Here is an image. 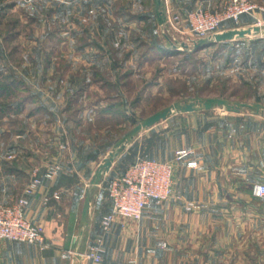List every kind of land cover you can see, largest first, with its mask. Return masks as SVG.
Masks as SVG:
<instances>
[{"label":"crops","instance_id":"1","mask_svg":"<svg viewBox=\"0 0 264 264\" xmlns=\"http://www.w3.org/2000/svg\"><path fill=\"white\" fill-rule=\"evenodd\" d=\"M161 1L165 25L157 19L154 0L152 15L162 33L174 16L183 24L188 10L214 9L224 0ZM140 15L137 20L152 17L150 13ZM255 21L242 16L240 26ZM85 64L81 75L72 72L67 76L75 93L81 90L82 96L86 95L98 84L97 90L103 91L108 101L121 96L127 100L124 87L134 80V69L123 70L118 61ZM59 95H54L48 107L40 105L29 115L60 117L67 125L72 120L70 107L60 103ZM117 108L118 104L112 103L102 111L113 109L117 113ZM91 117L96 118L88 120ZM38 128L21 127L17 133L20 141L0 144V199L6 204L23 196L34 170L42 171L52 159L41 156L42 146L26 143L25 138L36 132L39 139L47 133ZM150 129L144 138L152 144L148 155L174 161L173 192L168 200L150 202L140 220L118 218L103 236L101 260L84 258L81 253L101 235V219L111 208L104 189H94L88 225H82L87 180L106 158L108 147L72 138L70 151L61 159L62 172L54 180L43 179L29 195L26 215L41 226L48 246L0 239V264H264V198L253 196L251 191L255 182H264V112L212 109L175 113L164 120L161 137L159 128ZM86 131L84 128L83 133ZM51 143L58 147L56 141ZM132 144H127L124 152ZM181 150L191 152L178 160ZM117 159L110 170L119 167ZM191 162L196 165L189 166ZM53 192L60 197L54 198ZM45 196H49L47 203ZM190 203L193 206L188 208Z\"/></svg>","mask_w":264,"mask_h":264},{"label":"rangeland","instance_id":"2","mask_svg":"<svg viewBox=\"0 0 264 264\" xmlns=\"http://www.w3.org/2000/svg\"><path fill=\"white\" fill-rule=\"evenodd\" d=\"M253 1L264 7V0ZM153 8L152 0H0V144L20 141L21 127L36 131L41 127L47 130L41 139L36 132V137L25 140L42 146L41 156L52 158L49 161L62 162L72 138L104 143L108 157L136 123L176 100L222 96L264 104V34L230 39L194 53L175 51L161 33ZM148 13L151 20H137ZM255 13L264 25V10ZM240 22H227L222 29L240 27ZM164 30L172 40L189 42L170 23ZM115 61L124 65L123 70L132 68L136 73L124 87L127 100L121 96L108 101L97 90L98 84L82 96L67 80L72 72L81 75L85 63ZM55 94L70 107L72 120L67 125L60 117L29 115L40 105L48 107ZM112 103L118 104L120 115L113 109L102 111ZM164 120L153 125L160 129L159 137ZM153 126L140 130L127 143L133 142L128 151L115 156L114 160L121 155L119 167L109 169L95 190L104 189L106 197L107 178L149 154L152 144L144 138ZM89 180L85 194L94 190Z\"/></svg>","mask_w":264,"mask_h":264},{"label":"built area","instance_id":"3","mask_svg":"<svg viewBox=\"0 0 264 264\" xmlns=\"http://www.w3.org/2000/svg\"><path fill=\"white\" fill-rule=\"evenodd\" d=\"M262 10L264 7L253 0H224L214 9L196 7L188 10L183 24L178 23L177 16L168 22L180 35L199 38L221 30L227 22L239 23L244 15L253 16L255 22L261 24V19L255 12ZM190 152L181 150L176 159L180 160ZM188 165L195 166L196 163ZM174 166L173 160L144 155L137 157L123 172L109 176L106 191L111 208L101 219V235L81 255L86 259L101 260L99 252L103 236L111 230L118 218L140 220L150 202L159 204L168 200L173 192ZM62 170L60 161H49L42 171L34 170L24 195L15 203L6 204L0 199V239L29 242L41 248L48 246L43 229L27 217L26 211L30 203L29 195L42 184L43 179L54 180ZM251 191L253 196L264 198V182H255ZM52 196L60 197L58 192H53ZM48 201L49 196H45L44 202ZM191 207L192 203L188 205V208Z\"/></svg>","mask_w":264,"mask_h":264},{"label":"water","instance_id":"4","mask_svg":"<svg viewBox=\"0 0 264 264\" xmlns=\"http://www.w3.org/2000/svg\"><path fill=\"white\" fill-rule=\"evenodd\" d=\"M156 6V16L160 24L165 25L166 16L161 8L162 1L154 0ZM163 34L170 43V48L174 50H183L184 52L193 53L205 47H210L220 42L228 41L234 38L245 37L247 35L262 36L264 34V25H245L240 27H232L218 30L207 36L199 38H190L188 41L175 39L172 40L165 30ZM224 108L229 112H241L245 109L259 113L264 112V104L259 101L249 102L243 100H234L222 96L212 97H190L182 100H176L173 103L151 113L144 117L140 122L136 123L126 134L116 143L114 152L112 151L96 168L89 187L95 189L100 184L102 175L108 171L114 161L115 156L124 151L127 143L142 130L143 128L151 127L162 119H166L169 115L174 113H186L192 111H205L215 108ZM91 193L87 192L84 198L81 223L84 227L88 225V212L90 207Z\"/></svg>","mask_w":264,"mask_h":264},{"label":"trees","instance_id":"5","mask_svg":"<svg viewBox=\"0 0 264 264\" xmlns=\"http://www.w3.org/2000/svg\"><path fill=\"white\" fill-rule=\"evenodd\" d=\"M154 36L156 37L157 35L154 34ZM175 51H176V50H175ZM188 53H189V52H188ZM193 53H194V52H193ZM130 164H131V163H130ZM130 164H129V165H130ZM129 165H128V166H129ZM128 166H127V167H128ZM127 167H126V168H127ZM126 168H125V169H126ZM125 169H124V170H125ZM124 170H123V171H124ZM123 171H121V172H123ZM118 173H120V172H118ZM115 174H117V172L114 173V174H112V175H115ZM110 176H111V175H110Z\"/></svg>","mask_w":264,"mask_h":264},{"label":"bare ground","instance_id":"6","mask_svg":"<svg viewBox=\"0 0 264 264\" xmlns=\"http://www.w3.org/2000/svg\"><path fill=\"white\" fill-rule=\"evenodd\" d=\"M262 25V24H261Z\"/></svg>","mask_w":264,"mask_h":264}]
</instances>
